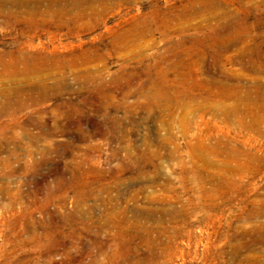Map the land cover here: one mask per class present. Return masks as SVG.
Here are the masks:
<instances>
[{"label":"rangeland","instance_id":"374dc122","mask_svg":"<svg viewBox=\"0 0 264 264\" xmlns=\"http://www.w3.org/2000/svg\"><path fill=\"white\" fill-rule=\"evenodd\" d=\"M27 1L0 52L62 88L0 121V264H264V0Z\"/></svg>","mask_w":264,"mask_h":264},{"label":"bare ground","instance_id":"6f19581e","mask_svg":"<svg viewBox=\"0 0 264 264\" xmlns=\"http://www.w3.org/2000/svg\"><path fill=\"white\" fill-rule=\"evenodd\" d=\"M52 1L54 2V0ZM29 4L30 3L27 0L18 1L14 5L21 9L20 13H0V20H2L1 24L12 29L20 28L22 31L27 30L29 33H34L40 30V22L37 20V14L33 13L29 8ZM209 8L212 9L213 6L208 5V11H210ZM212 10H215V8ZM212 10L210 12L214 14V18L220 19V15L218 16ZM59 14L66 15L67 12L60 10ZM77 17L80 18V16ZM234 23L235 22H233L232 25H234ZM58 27L61 28L63 25H59ZM148 33L147 30L138 32L134 34L133 40H139L148 36ZM14 40L16 44L19 45L18 50L0 52V121L4 118H16L17 114L23 113L25 109L29 108V103L35 102V99L32 98L29 102V99H25L24 96H26V90H28L30 94L32 93L38 96L39 101L45 102L49 100V93L51 91L56 92L62 88L61 80H57L52 87L47 86L42 81L50 72L57 70L56 66L51 62H48L46 59L37 60L31 58L24 50L26 42L17 38ZM33 41L32 38L29 43H33ZM121 46L126 47L127 40L124 41ZM223 54L224 52L221 51L220 55ZM248 57L247 53H241L238 57L241 60L239 64L245 67L244 65L246 64V59ZM256 73L257 75H262L264 74V70L256 69ZM23 84H30V86L22 87ZM13 86H18V88L10 89ZM262 97H264V95ZM247 99L250 101L249 97ZM254 104L264 105V98H258ZM225 115H228L227 112ZM4 132L7 133V129L0 124V135H3L2 133ZM205 154H208V152H205ZM48 236L49 235L46 237L49 238ZM39 240V235L36 231L30 230L22 237L20 243L23 247L32 245Z\"/></svg>","mask_w":264,"mask_h":264}]
</instances>
